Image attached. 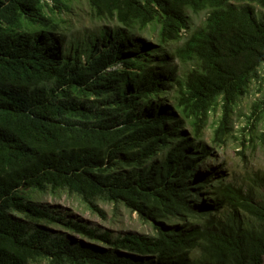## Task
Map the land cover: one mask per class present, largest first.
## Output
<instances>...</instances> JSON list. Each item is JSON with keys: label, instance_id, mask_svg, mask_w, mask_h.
Here are the masks:
<instances>
[{"label": "trees", "instance_id": "trees-1", "mask_svg": "<svg viewBox=\"0 0 264 264\" xmlns=\"http://www.w3.org/2000/svg\"><path fill=\"white\" fill-rule=\"evenodd\" d=\"M88 1L125 29L158 23V43L101 29L82 61L79 47L62 54L66 37L44 0H0V264H264V194L214 180L216 169L195 171L210 152L183 130L191 119L200 133L219 101L227 115L259 76L264 0ZM188 8L207 17L184 37ZM175 57L195 62L183 80ZM174 87L175 107L155 99ZM21 188L65 189L98 211V198L120 202L155 233L114 236L68 221L102 245L55 235L40 222L63 218Z\"/></svg>", "mask_w": 264, "mask_h": 264}, {"label": "rangeland", "instance_id": "rangeland-1", "mask_svg": "<svg viewBox=\"0 0 264 264\" xmlns=\"http://www.w3.org/2000/svg\"><path fill=\"white\" fill-rule=\"evenodd\" d=\"M44 1L46 2L45 13L59 22V32L66 37L62 48L66 52L63 51V55L70 52L68 47L72 49L79 47L80 58L84 61L89 52L88 47L85 46L90 40L89 36L98 34L101 29H114L118 26L126 31H132L135 37L142 38L146 42L158 43L159 24L156 22H151L142 29L138 24L133 28L125 29L126 27L115 19L96 16L88 0ZM256 10L258 14L264 12V8L258 5ZM186 14L189 29L183 32L184 37L185 34L204 24L207 10L195 12L188 8ZM172 65L175 66L181 80L196 66L193 60L183 61L178 57L173 59ZM110 70L107 69L108 72ZM258 74L259 76L253 78L246 90L228 107L227 115L224 114L226 110L220 101L208 112L200 133H196L191 119L183 121V130L186 135L196 139L198 146L206 147L210 152L209 156H204L195 166V171L205 173L216 169L217 175H213L214 180L220 179L240 189L243 194H251L255 198L264 194V65L259 68ZM177 97V88L174 87L160 92L155 99L175 107ZM95 99L90 97V101ZM176 113L181 115L179 110H176ZM223 123L226 125V132L221 135L216 130ZM219 173H222L221 176ZM20 192L27 201L44 208L56 217L63 218L61 222H40L55 235L102 245L97 240L90 239L70 228L66 225L68 221L80 222L100 231L108 230L114 236L126 232L155 233L152 221L143 219L137 212L120 202L113 203L98 198L95 201L96 206L101 210L98 211L80 196L69 193L65 189L47 188L42 191L36 188H21ZM210 192L203 187L202 198L207 194L210 196ZM220 212H233V209L225 206ZM237 212L243 221L248 220L244 212L241 210ZM13 214L23 218V214L19 212H13ZM30 264L54 263L49 258H39Z\"/></svg>", "mask_w": 264, "mask_h": 264}]
</instances>
